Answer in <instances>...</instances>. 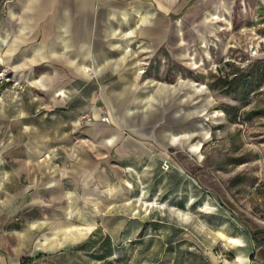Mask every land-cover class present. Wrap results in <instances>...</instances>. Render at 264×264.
Returning <instances> with one entry per match:
<instances>
[{"label": "rangeland", "instance_id": "374dc122", "mask_svg": "<svg viewBox=\"0 0 264 264\" xmlns=\"http://www.w3.org/2000/svg\"><path fill=\"white\" fill-rule=\"evenodd\" d=\"M2 1L15 13L16 0ZM231 1L228 22L211 19L216 16L208 12L210 20L201 22L200 28L184 23L185 53L174 54L170 48L168 59L155 61L164 62L166 69L141 68L139 81L154 79L172 90L166 101L154 96L146 110L129 112L131 107L141 109L143 103L119 102V92L131 90L133 95L134 88L112 87L114 77L106 76L107 85L100 87L45 84L44 78L54 75L60 61H29L30 51L39 45L33 39L10 40L4 53L0 50V256L9 258L6 264H47L32 258L84 240L90 252L98 251L100 257L103 251L111 257L87 258L83 264H151L144 258L137 263L128 258L134 222L146 219L130 212L142 206L153 209L147 216L153 218L156 230L160 225L156 220L167 221L176 235L182 230L177 229L181 220L186 228L194 214H204L207 221L217 216L218 221L224 218L242 228L264 248V25L252 17L249 1ZM54 5L46 0L42 14H53ZM32 12L26 3L25 31L32 25ZM200 29L197 40L191 32ZM40 48L48 53L47 47ZM6 51L8 63L2 61ZM61 75L54 77L58 80ZM30 78L42 85H34ZM199 85L204 88L195 90ZM145 90L154 93L155 88ZM93 109L108 110L110 124H97ZM105 126L122 127L141 137L146 153L120 160L102 149L93 134L96 127ZM163 160L171 163L167 171L160 167ZM87 173L116 182L78 193L82 199L87 195V200L73 212L72 200L65 198L70 189L66 178ZM51 186L59 190L50 191ZM215 188L226 197L217 196ZM204 201L215 208L204 209ZM183 202L189 212L172 210ZM199 203L202 211L195 212ZM117 208L118 214L111 213ZM159 208L170 211L159 214ZM101 209L108 215L97 228L103 215L96 212ZM81 227L89 230L70 242ZM93 240L100 242L93 245Z\"/></svg>", "mask_w": 264, "mask_h": 264}, {"label": "crops", "instance_id": "0c3cea01", "mask_svg": "<svg viewBox=\"0 0 264 264\" xmlns=\"http://www.w3.org/2000/svg\"><path fill=\"white\" fill-rule=\"evenodd\" d=\"M53 1L55 4L53 14H44V10L42 14L40 7L44 6L46 0H28V2L16 0L15 13L6 10L5 4L0 0V50L4 53L5 47L10 45V40L13 42L17 38H23L24 42L27 39L38 42L39 45L34 46L29 53V61L34 63L60 61V67L53 68L52 65H48L55 71L47 80L44 78L45 84L49 86L100 87L107 85L109 78L106 76L114 77L113 82L110 83L112 87L134 88L133 95L131 90L129 93L125 90L121 91V94L119 92V102L143 103L141 109L131 107L129 112L148 109L154 96L156 101L163 102L171 95L172 90L166 88L168 85L165 83L150 78L139 81L137 77L142 67L149 70L166 69L167 65L164 62L155 61L159 58H167L165 56L169 54L170 48H173L174 54L179 53V50L181 54L185 53L183 51L186 38L185 22L190 21L193 27L200 28L201 22L207 23L210 20L206 19L208 12H213L216 16L213 18L212 15L211 19L218 18L228 22L229 11L232 10L231 0L230 2L227 0ZM247 1L253 12L252 17L259 19V24L264 25V0ZM26 3L33 8V12L30 15L32 25L27 26L28 30L25 31L26 16H29L24 14ZM191 34L195 39L200 40L202 31L193 30ZM21 44L22 42H18L17 46ZM41 46L47 47V54L42 51ZM7 55H9L8 51H6V59L3 56L4 59L1 58L6 63H8ZM60 72H64L63 76ZM58 74L61 78L56 80L54 76L57 77ZM29 80L34 85H42L41 80L35 78ZM147 87L155 88L154 93L144 92ZM201 88L204 87L199 85L195 90L199 91ZM90 112L97 124H110L108 110L93 109ZM105 127H96L93 139L102 149L112 153L116 158L122 160L138 152L146 153V150L140 146L141 137L126 133L122 127L119 129ZM177 178L183 179L182 176ZM191 178L195 182H200L196 176ZM114 180L105 175L95 176L87 173L80 178L70 174L66 178L70 189L65 191V198L67 201L72 200L71 210L74 212L77 205L87 200V195H82V199L78 193L81 194L89 188L113 184L116 182ZM120 181L128 183L121 179ZM53 187L55 186L50 187V191H53ZM56 190L59 188L55 187L54 191ZM213 191L219 197H226L225 194H218L216 188ZM140 192L143 195L145 187H142ZM201 204L204 209L215 208L207 201ZM201 204L195 205V212L202 211ZM159 209V214L170 211L165 208ZM172 210L186 214L189 208L183 202L182 207ZM107 211L97 210L96 213L103 215L96 223L97 228L102 226L105 215H108ZM119 211L120 209L117 208L111 213L118 214ZM152 213L153 209L147 206L131 209L130 214L146 216L145 223L135 221L130 232L134 238L128 240L130 247L133 248L128 258L134 259V263L144 258L146 263L151 264H264V248L261 242L259 241L260 245H256V241L250 238L247 232L242 228L234 227L224 218L218 221L217 216L214 220L208 217L207 221L204 214H194L188 227H183L186 225L185 219L177 224V229L182 230H177L175 235L174 230L169 227L170 224L163 219L156 220L160 225L158 230L154 229L153 218L147 216H152ZM88 230L86 228L85 231L81 227L78 234L69 241L80 240ZM85 241L55 253L40 252L32 259L36 262L46 261L47 264H83L82 262L87 258L111 257L103 251L98 257V251L90 252ZM99 242L93 240L92 244L96 245ZM42 258L44 259L41 260ZM8 261L9 258L0 256V264H6Z\"/></svg>", "mask_w": 264, "mask_h": 264}, {"label": "built area", "instance_id": "2783aa9c", "mask_svg": "<svg viewBox=\"0 0 264 264\" xmlns=\"http://www.w3.org/2000/svg\"><path fill=\"white\" fill-rule=\"evenodd\" d=\"M171 166V163L168 160H163V162L161 163V169L164 171H167Z\"/></svg>", "mask_w": 264, "mask_h": 264}, {"label": "trees", "instance_id": "16d2710c", "mask_svg": "<svg viewBox=\"0 0 264 264\" xmlns=\"http://www.w3.org/2000/svg\"><path fill=\"white\" fill-rule=\"evenodd\" d=\"M242 78H244V77H242ZM233 83V82H232ZM244 83V82H243ZM229 87V86H228ZM254 240L256 241V245H260V242L258 241V240H256L255 238H254Z\"/></svg>", "mask_w": 264, "mask_h": 264}, {"label": "bare ground", "instance_id": "6f19581e", "mask_svg": "<svg viewBox=\"0 0 264 264\" xmlns=\"http://www.w3.org/2000/svg\"><path fill=\"white\" fill-rule=\"evenodd\" d=\"M201 89H202V88H201ZM201 89H200V90H201ZM87 229H89V228H87Z\"/></svg>", "mask_w": 264, "mask_h": 264}]
</instances>
